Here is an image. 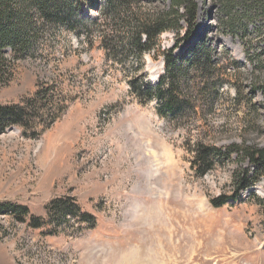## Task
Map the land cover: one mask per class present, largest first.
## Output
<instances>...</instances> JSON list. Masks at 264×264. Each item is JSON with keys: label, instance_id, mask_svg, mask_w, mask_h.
<instances>
[{"label": "rangeland", "instance_id": "374dc122", "mask_svg": "<svg viewBox=\"0 0 264 264\" xmlns=\"http://www.w3.org/2000/svg\"><path fill=\"white\" fill-rule=\"evenodd\" d=\"M77 1L90 17L78 33L52 26L34 54L14 58L0 77V106L23 105L35 93L49 100V114L34 108L26 130L0 133V207L27 209L21 220L0 213V264H264V176L214 208L210 199L230 195L247 161L232 154L199 175L184 150L198 138L221 148L264 145V12L242 0H194L193 17L178 29L190 36L173 54L204 32L239 65L216 48V74L227 80L208 96L212 109L196 101L187 125H171L153 100L131 95L127 80L141 63L145 80L158 79L175 31L160 33L142 62L118 61L96 38L91 0ZM54 203L74 212L61 219Z\"/></svg>", "mask_w": 264, "mask_h": 264}, {"label": "trees", "instance_id": "16d2710c", "mask_svg": "<svg viewBox=\"0 0 264 264\" xmlns=\"http://www.w3.org/2000/svg\"><path fill=\"white\" fill-rule=\"evenodd\" d=\"M158 1L91 0L86 2V6L97 9L95 20L99 23L96 38L107 55L118 61L132 55L142 62L144 53H155L160 33L166 30L175 31L174 41L163 58L164 71L158 79L154 83L145 80L141 63L139 71L127 81L131 95L140 104L153 100L156 113L165 122L171 125H187L188 115L185 111L192 109V104L196 101H204L203 105L209 106L208 109L211 110L208 96H213L217 86L227 80L216 74L220 70V64L213 60L212 52L221 48L230 65L237 67L239 63L230 56L225 47H220L218 41L212 47L204 32L196 33L194 40L186 44L181 53L173 54L179 44L190 36L188 29H185L182 36L178 29L181 28V20L193 17L196 4L194 0H164L168 7L162 9L159 4L162 1ZM151 2H158V6L146 12L140 10L141 3ZM242 2L257 5L264 12V0ZM81 10L79 1L75 3L72 0H0V77L14 58L34 54L43 36L52 26L64 24L78 33V23L90 21V17L82 14ZM118 46L122 52L126 51L124 58L116 51ZM136 71L137 69L134 72ZM235 90L238 95L239 89ZM48 101L44 95L35 93V97L23 105L0 106V133L11 126L26 130L29 114L33 113L34 108L39 107L42 113L49 114L45 104L47 102L48 105ZM238 101L240 102L239 99ZM184 150L190 155V167L199 175L211 171L221 158H229L232 154L254 167V170L249 166L239 168L233 176L234 189L230 195L222 194L210 199V204L215 208L221 207L228 200H239L242 190L264 176V145H247L243 141L240 145L232 144L221 148L198 138L194 141L186 140ZM54 206H57L56 214L61 219L74 212L71 213L60 204L54 203ZM72 207L74 208L73 205ZM2 212L21 220V215L26 214L27 209L15 204H1L0 213ZM88 216L87 213L80 214L81 219ZM33 226L39 227L40 223L36 221Z\"/></svg>", "mask_w": 264, "mask_h": 264}]
</instances>
